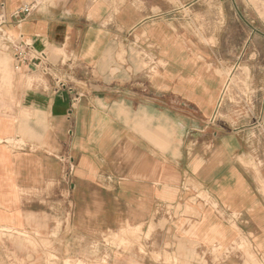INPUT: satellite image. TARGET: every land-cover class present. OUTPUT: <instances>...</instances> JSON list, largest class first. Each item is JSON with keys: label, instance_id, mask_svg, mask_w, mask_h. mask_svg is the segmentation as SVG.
<instances>
[{"label": "crops", "instance_id": "crops-1", "mask_svg": "<svg viewBox=\"0 0 264 264\" xmlns=\"http://www.w3.org/2000/svg\"><path fill=\"white\" fill-rule=\"evenodd\" d=\"M207 1L0 0V26L85 93L72 106L0 40V264H245L226 254L242 236L264 255L244 132L216 124L219 39L190 35Z\"/></svg>", "mask_w": 264, "mask_h": 264}, {"label": "rangeland", "instance_id": "rangeland-1", "mask_svg": "<svg viewBox=\"0 0 264 264\" xmlns=\"http://www.w3.org/2000/svg\"><path fill=\"white\" fill-rule=\"evenodd\" d=\"M207 2L213 6L211 27L201 26L203 19H198L199 24L190 30V35L211 44L217 43L215 38L219 39L217 48L221 49L224 66L220 74L226 80L216 124L243 130L247 144L240 160L250 170L264 198V0ZM221 21L224 24L220 26ZM207 36L212 39L204 40ZM200 196L208 198L206 192ZM220 251L214 248L215 260ZM226 254L242 257L245 264H264V255L243 236Z\"/></svg>", "mask_w": 264, "mask_h": 264}, {"label": "built area", "instance_id": "built-area-1", "mask_svg": "<svg viewBox=\"0 0 264 264\" xmlns=\"http://www.w3.org/2000/svg\"><path fill=\"white\" fill-rule=\"evenodd\" d=\"M4 7V3H1ZM33 10V5L26 4L14 12V16H28ZM0 40L7 45L8 50H11L13 58L15 59V69L20 70L24 66L33 64L38 70H41L46 76L50 77L54 82L57 90H66L73 95L74 106L78 101L85 97V93L79 91L74 82H70L67 78L60 75L57 65L53 64L46 53H35L33 47L26 40L21 38H14L2 26H0ZM73 166L72 163H67L66 173L72 179Z\"/></svg>", "mask_w": 264, "mask_h": 264}]
</instances>
